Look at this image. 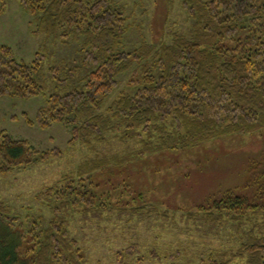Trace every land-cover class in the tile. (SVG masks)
Masks as SVG:
<instances>
[{"label":"trees","instance_id":"16d2710c","mask_svg":"<svg viewBox=\"0 0 264 264\" xmlns=\"http://www.w3.org/2000/svg\"><path fill=\"white\" fill-rule=\"evenodd\" d=\"M20 2L38 19L37 33L76 44L78 56L74 68L48 69L55 91L35 120L26 115L28 125L41 129L66 125L71 147L81 144L95 151L96 144H110L114 138L123 144L137 142L141 149L126 155L96 153L60 184L46 187L39 197L53 200L52 218L21 215L0 199V264H89L86 249L72 236L76 213L85 224L101 222L115 211L120 218L175 223L169 211L153 204L112 206L92 189L97 173L137 157L264 129V1L182 0L190 31L174 33L171 40L158 43L144 38L133 49L126 46L133 24L122 2ZM44 58L37 53L28 64L17 59L10 46L0 45V97L28 99L43 94ZM64 72L68 73L63 78ZM129 73H133V93L112 99L120 76ZM61 154L59 149L39 150L27 140L0 132V174L49 163ZM249 173L246 186L257 188L260 204L229 194L215 202V209L187 214L188 223L200 222L210 230L223 228L231 220L241 234L240 249L209 254L200 264L237 260L264 264V158ZM253 215L262 218L254 221ZM139 247L131 243L118 251L115 262L132 264ZM150 256L162 260L155 251Z\"/></svg>","mask_w":264,"mask_h":264},{"label":"rangeland","instance_id":"374dc122","mask_svg":"<svg viewBox=\"0 0 264 264\" xmlns=\"http://www.w3.org/2000/svg\"><path fill=\"white\" fill-rule=\"evenodd\" d=\"M117 1L127 6L133 24L126 39L128 49L136 47L144 38L158 43L171 40L174 33H188L191 29V21L181 7L182 0ZM0 8V45L10 46L17 59L28 64L40 53L45 57L47 76L43 82L46 90L40 96L28 99L0 97V132H6L14 139L27 140L39 150L59 149L62 152L49 163L0 174V199L21 215L44 214L52 218L53 200L39 197L46 187L60 184L64 176L73 174L81 163L95 157L96 153L135 154L141 145L137 142L123 144L112 138L110 144H96L92 151L81 144L71 147V134L64 124H55L49 129L28 125L26 115L35 120L55 91L48 69L53 66L74 68L77 46L37 33L38 19L29 14L20 0L1 2ZM67 73L61 76L64 78ZM132 75L120 76V86L112 99L122 93H133ZM262 158L264 129L246 135L231 134L196 147L158 152L137 157L124 166H112L97 173L92 187L97 195H102L114 207L116 204L119 207L129 205V208L156 205L169 211L175 217V223L120 218L115 211L106 214L101 222L85 224L76 213L71 221L72 236L86 249L89 264H117L115 254L131 243L140 245V252L132 264H200L209 254L237 251L241 246V234L233 221H227L223 228L210 230L200 222L188 223L186 216L202 209H215V202L229 194L246 196L253 204H260L257 188L246 186V183L249 169ZM252 218L259 221L262 215ZM244 228L248 230L250 224ZM152 251L162 260L151 258ZM167 255L175 259L167 260ZM138 258L144 261L137 262ZM234 264L246 263L237 260Z\"/></svg>","mask_w":264,"mask_h":264}]
</instances>
